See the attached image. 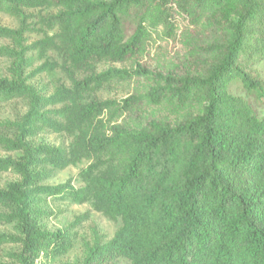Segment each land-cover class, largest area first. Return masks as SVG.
Segmentation results:
<instances>
[{
	"label": "trees",
	"instance_id": "trees-1",
	"mask_svg": "<svg viewBox=\"0 0 264 264\" xmlns=\"http://www.w3.org/2000/svg\"><path fill=\"white\" fill-rule=\"evenodd\" d=\"M51 5L58 8L53 19L76 68L134 59L161 34L179 39L182 63H174L168 77L145 68L136 73L146 77L148 70L155 84L143 99L170 106L178 120L83 134L73 159L97 161L79 174L84 186L75 188L69 180L29 190L37 176L22 168V184L0 191V206H13L18 214L0 218L21 220L27 248L61 237L37 229L30 219L35 195L91 203L107 219L121 220L114 237L96 241L81 264H264V110L259 115L229 92L238 82L264 106V85L242 64L252 52L264 55V0H0V11ZM129 18L136 22L131 33L124 25ZM14 35L0 27V37ZM87 84L77 82L75 90L84 92ZM21 98L32 101L25 121L58 129L41 114L46 99L20 81L0 80V106ZM96 107L74 112L79 126L96 118ZM71 112L64 108L59 114L74 121ZM8 143L25 149L21 142ZM36 153L63 167L73 161L45 146ZM14 166L0 160V171ZM8 241L0 235V246Z\"/></svg>",
	"mask_w": 264,
	"mask_h": 264
},
{
	"label": "rangeland",
	"instance_id": "rangeland-1",
	"mask_svg": "<svg viewBox=\"0 0 264 264\" xmlns=\"http://www.w3.org/2000/svg\"><path fill=\"white\" fill-rule=\"evenodd\" d=\"M57 13L58 8L53 5L0 11V27L15 32L11 38L0 37V80L20 81L46 99L41 114L58 125L55 129L42 121H25L32 105L28 98L0 106V160L15 165L0 171V191H6L12 184H22V168L37 176V185H29V190L58 186L69 180L75 188L83 187L79 174L97 161L91 157L73 159L80 136L99 130L107 133L111 126L133 125L144 120H178L170 106H152L143 96L155 85L148 70L166 78L174 63H182L184 49L179 39L175 42L161 34L134 59L125 62L96 60L76 68L70 62L61 31L53 19ZM124 25L131 33L136 22L129 18ZM250 57L243 58V67L264 85V55L252 52ZM140 68L148 69L147 79L143 75L136 76ZM123 72L130 75L119 74ZM103 74L105 78L96 80ZM83 81H88L86 91L75 90V83ZM229 92L245 100L259 115L263 113L264 106L257 96L246 93L238 82L231 84ZM90 105L97 106L94 109L96 118L79 126L74 112ZM64 108L72 111L74 121L59 114ZM8 142L15 146L21 142L25 149L18 150ZM43 146L58 149L73 161L63 167L45 155L34 154ZM31 203L29 217L36 228L50 234L61 233V237L27 248L21 242L24 240L21 220L0 218V235L9 238L0 246V264H81L96 241L109 242L122 225L121 220L111 221L96 212L91 203L77 205L42 195H35ZM17 214L13 206H0V216ZM116 264L129 263L118 260Z\"/></svg>",
	"mask_w": 264,
	"mask_h": 264
}]
</instances>
